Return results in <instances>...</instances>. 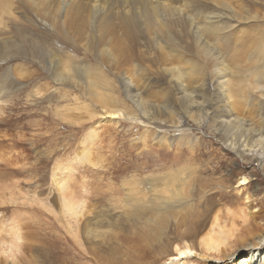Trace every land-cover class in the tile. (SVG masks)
<instances>
[{
	"label": "rangeland",
	"instance_id": "1",
	"mask_svg": "<svg viewBox=\"0 0 264 264\" xmlns=\"http://www.w3.org/2000/svg\"><path fill=\"white\" fill-rule=\"evenodd\" d=\"M94 1L100 6L108 3V0H93L91 6ZM166 1L180 7L184 13L191 11L189 13L196 22L205 21L207 31L199 32L195 25L189 33L183 27L184 23L158 29V14L151 6H131L115 0L107 7L108 25L112 38L116 35L119 40V60L117 52L113 55L114 52H110L109 37L98 34L92 12L82 13L86 14V20H80L78 33L69 25L66 17L71 14V0H51L48 4L50 12H46L38 0H0V44L6 37L12 39V57L0 59V149H3L0 152V232H3L0 237L6 240L8 230H12V243L15 244L16 234L20 236V253L15 256L20 264H131L139 243L135 239L123 241L122 237L135 238L143 231L132 216L134 211H139L134 201L144 196L154 198L157 189L153 184L162 165L167 163L202 166V171H206L202 177L213 182L218 180L226 186L223 194H217L218 190L206 193V199L212 197L211 203H216L208 220V229L216 217L220 218L221 226L230 229L238 210L245 208L249 214L264 208V169L260 166L264 158L258 159L248 153L237 155L231 142L244 143L245 137L234 127H227L221 134L205 115L208 107L202 112L193 109L191 118L182 112L183 104L177 107L173 103L171 108L169 106L173 123L158 122L161 119L158 116L150 121L144 118L141 109L132 107L120 79L124 71L131 72L138 88L156 95L147 99L164 105L166 100L159 99L172 93L170 87L175 79L188 89L186 73L196 74L202 66H207L205 73H211L214 66L215 77L219 75L226 82L239 84L244 100L249 86L258 83L259 74L264 73V0ZM141 9L151 14L150 25ZM131 17L135 18L134 22L129 20ZM210 27L221 29L223 35L210 32ZM163 60L173 67L178 78L165 74ZM182 69H186L185 72ZM203 77L204 81H210V91L207 87L202 99L194 96V100L216 101L211 77ZM99 98L109 99L113 106H103ZM218 100L222 105V99ZM113 109L129 118L122 116L112 122L102 118L110 115ZM252 116V122L262 127L264 113L258 110ZM13 130L31 136L26 150L34 162L40 157L34 145L40 148L46 144L50 150L42 151V160L46 157L65 160L60 178L54 180L55 185L50 184L31 199L26 196L16 208H12L10 181L12 151L9 148L12 147ZM257 149L258 153H264V146ZM89 160L94 165H90ZM49 164L43 160L40 167L45 170ZM168 174L164 172L165 176ZM244 174L249 176L251 184L242 200H237L234 195L226 196L225 192L237 194L239 179ZM64 188L76 191L77 196L80 192L89 211L100 213L105 210L106 214L124 216L120 221L122 224L118 223L121 230L117 231L114 224L109 227L122 239L117 240L115 250L109 254L105 248L101 249L103 247L97 249L95 254L103 257L102 260L85 252L87 244L78 224L73 229L80 237L73 229L67 230L62 216ZM248 194L250 203L245 201ZM246 202L248 207L244 205ZM199 209L203 211L202 204ZM125 211L130 215L126 216ZM261 219L257 223L263 226L264 213ZM176 242L180 246L184 244ZM198 248L195 245V249ZM159 258L154 260L158 262L156 264L167 257ZM133 263L139 264L135 259ZM0 264H4L1 257Z\"/></svg>",
	"mask_w": 264,
	"mask_h": 264
},
{
	"label": "bare ground",
	"instance_id": "2",
	"mask_svg": "<svg viewBox=\"0 0 264 264\" xmlns=\"http://www.w3.org/2000/svg\"><path fill=\"white\" fill-rule=\"evenodd\" d=\"M50 1L51 0H38V3L44 7L46 12H50L51 10L48 7ZM92 1L93 0H71V14L66 17V21L78 33L80 31V20H86V14L83 15L82 13L92 12L98 34L101 35L100 37H109L108 44L110 45V52H114L112 55L117 52L118 59L120 60L119 40H117L116 35H114V39L112 38L110 34L111 29L108 25L109 9H107V7L112 6L115 0H108L106 6H100L97 4V1H94V4L91 6ZM121 1L131 6L147 4L151 6L158 14V29L166 28L168 24L180 25L184 23L185 25L183 27L187 29L189 33L191 32V27H195V25H198L196 29L199 32L202 30L204 32L207 31L206 27L208 24L206 26L205 21L200 20L196 22L189 13L191 11L184 13L180 7L166 0ZM222 5L229 8L227 4ZM140 12L150 25L153 21L151 14L149 12H143V9H141ZM162 17L166 25L163 23ZM207 18L209 19V17H206V19ZM199 19L203 18L200 17ZM129 20L134 22L135 18L131 17ZM45 29L48 28L45 27ZM209 31H217L220 36L223 35L222 32L224 33L221 29L217 30V27H210ZM3 41L4 45L0 44V52L2 50L6 52L4 54L0 53L1 60H3V57H12V39L6 37ZM247 57L245 59H247ZM245 59L242 58V61ZM163 69L168 77L173 79L178 78L173 67L170 66L167 60H163ZM185 70L183 72H185ZM210 70L211 73H205L207 71V66H202L200 70L196 71V74L186 73L185 77H188L189 82L188 89L184 83L175 79L176 81L172 82L173 85L170 87L172 93H168L160 97V99L158 98L159 101L166 100L167 105L165 102L164 105H161L159 102L156 103L155 101L152 102L147 99L149 97H156V95L153 96L150 91L146 92L147 89L142 91L141 88H138L137 83L130 74L131 72H122L123 75L120 76V79L125 90L126 98L129 102L133 103L132 107H134L135 110H142L140 112L143 114L144 118L150 119L151 121L152 117L156 118V116H158L162 119H158V122H166V125L168 123H173L171 117L172 111L170 110L172 103L177 107L183 104L184 106L181 110L184 111L182 112H185V114L191 118L194 112L193 109L202 112L209 108L205 115L207 119L209 118L217 127L214 126L216 130L222 134V132L226 131L227 127H234V130H237L238 133L245 137L244 143L241 141L235 142L237 140L231 142L230 140L231 147L237 152V155H246L248 153L258 159L264 158V153H258L259 149H257L259 146H264V123L263 126L260 127L258 123L252 122L251 119L253 118L252 115H254V111L259 110V113H264V73L261 74L257 71L261 76L259 77L260 81L249 86V90L244 100H242V88L238 83L231 84L230 81L226 82L223 80V77L219 75L215 77L214 66ZM221 70L223 71V69ZM204 75L211 77L210 80L214 86V97L217 99L216 101H219L218 99L221 98L222 105L219 104L220 101L216 104V101L194 100V96L202 99L203 92L208 87V82H210L204 81ZM255 75L258 74L255 73ZM88 83H91L92 86V82L89 81ZM144 87H146V85ZM208 91H210L209 87ZM99 101L103 106H113V102L109 99L99 98ZM122 116L125 117L120 111H114L113 109L110 115L108 114L102 118L112 122L113 120H119ZM185 117L180 118V124H182V119ZM176 128H180V126ZM89 162L90 165H94V162L90 160ZM260 166L261 169H264V163H260ZM202 168V166H195L192 163H186L184 165L179 163L163 164L162 168L159 170V174L156 176L155 184H153L157 189L155 190L154 198L149 199V196V198L144 196L143 199L141 198L137 201L133 198L136 207H139V211H134L132 216L135 218V223L138 222L140 224L139 229L141 228L143 231L141 236L138 234L135 238H130L125 235L123 237L121 236L122 239H124L123 241L129 242L130 239H135L136 242L139 243L137 253L133 256L134 258L131 264H134V259L139 264H156L158 262H154V260L164 256L167 258L163 262H161V259L160 264H264V225L261 226V224L257 223L258 220L262 221L261 218L264 213V208L261 207L249 214L246 212L245 208L244 210H238V214L233 218L232 228L230 229L221 226V223L219 224L220 218L216 217L213 219V222L211 221L212 225L208 229V220L211 213H214L213 208L216 203H211L212 197L211 199H206V193L209 192V190H218L219 192L217 194H223L226 186L223 185V182H217L218 180L213 182L209 180L208 177H202V173H206V171H202ZM213 171L212 173H214ZM164 172H168L169 174L165 176ZM244 176L239 179L236 190L237 194L235 192H232L234 194L225 192L227 193L226 196L233 197L234 195L237 200H242L244 192L251 184L248 181L249 176ZM149 187L151 186L149 185L148 188ZM79 197L80 192L77 196L76 191H69L64 188L62 193V216L67 230L72 231L73 227H77L78 224L81 236L86 241L87 246H85V252L88 254L99 257V254L95 253H97V249H100V247H103L101 249L105 248L107 253L111 254V251L115 250L114 246L117 240L122 239L119 238L118 234H113L109 227L114 224L117 231L121 230V225H118V223H120L124 216L106 214L105 210L100 213L92 210L89 211L87 210L85 201H83L84 198ZM145 199L148 201L142 203ZM250 199V195L245 197V201L248 203H250ZM129 201L132 202V199ZM247 202L244 204L246 207L249 206ZM200 204L203 206V211H200V209L198 210ZM103 208L106 209V207ZM125 212L126 216L130 215L127 211ZM91 217H93V219ZM8 231L9 233L6 235V240H2L3 238L0 237V257L3 258L4 264H12V262L14 264V260H17L15 256L20 253L21 238L16 234L15 244H13L12 230ZM74 232H76V229H73V233ZM152 232H155L154 236L151 235ZM0 233L3 232L1 231ZM76 234L80 237L78 232H76ZM158 234L159 236H157ZM77 235H72V237L79 238ZM96 241H99V244H97ZM140 241L142 244H140ZM176 241L183 242V246L176 244ZM77 243L79 246H82L80 240H78ZM195 245L199 246V251L195 249ZM180 253H184V255L181 257ZM99 258L102 260L103 257L100 256ZM17 264H20V260Z\"/></svg>",
	"mask_w": 264,
	"mask_h": 264
},
{
	"label": "crops",
	"instance_id": "3",
	"mask_svg": "<svg viewBox=\"0 0 264 264\" xmlns=\"http://www.w3.org/2000/svg\"><path fill=\"white\" fill-rule=\"evenodd\" d=\"M39 120V119H38ZM33 124V123H32ZM31 136L26 132L21 130L12 131V147L9 148V151H12V157L10 155V163H12V208H16L18 203L24 202L25 197H31L33 195L39 194L50 184H54V180H58L61 176L62 166L65 163L63 158L58 160V158H48L43 159L48 161L49 165L45 166V170L40 167L42 164V151L50 150L49 144H46L44 147L38 148L37 145L35 150L39 152L40 157L36 162L31 158V153L27 152L26 145L30 142ZM32 151V150H29ZM0 152H3V149H0ZM4 157L5 155L2 154ZM52 159V161H51ZM58 166L60 171L58 170ZM45 184L46 186H42ZM28 186V188L26 187ZM55 185V184H54Z\"/></svg>",
	"mask_w": 264,
	"mask_h": 264
},
{
	"label": "snow or ice",
	"instance_id": "4",
	"mask_svg": "<svg viewBox=\"0 0 264 264\" xmlns=\"http://www.w3.org/2000/svg\"><path fill=\"white\" fill-rule=\"evenodd\" d=\"M242 183H243V181H242ZM184 255V253H180V256L182 257Z\"/></svg>",
	"mask_w": 264,
	"mask_h": 264
}]
</instances>
